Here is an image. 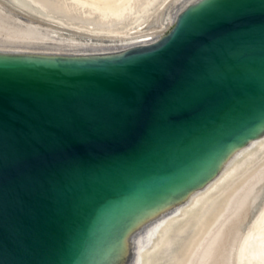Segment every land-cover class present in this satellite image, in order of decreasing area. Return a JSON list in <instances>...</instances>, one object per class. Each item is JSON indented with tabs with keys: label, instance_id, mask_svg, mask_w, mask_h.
Listing matches in <instances>:
<instances>
[{
	"label": "water",
	"instance_id": "water-1",
	"mask_svg": "<svg viewBox=\"0 0 264 264\" xmlns=\"http://www.w3.org/2000/svg\"><path fill=\"white\" fill-rule=\"evenodd\" d=\"M263 130L264 0H198L120 51L0 54V264H100Z\"/></svg>",
	"mask_w": 264,
	"mask_h": 264
},
{
	"label": "bare ground",
	"instance_id": "bare-ground-1",
	"mask_svg": "<svg viewBox=\"0 0 264 264\" xmlns=\"http://www.w3.org/2000/svg\"><path fill=\"white\" fill-rule=\"evenodd\" d=\"M198 0H0V54L74 57L158 40ZM264 264V130L204 185L139 215L100 264Z\"/></svg>",
	"mask_w": 264,
	"mask_h": 264
}]
</instances>
